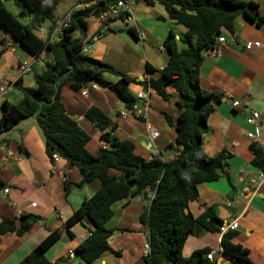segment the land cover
I'll return each mask as SVG.
<instances>
[{
    "label": "crops",
    "instance_id": "1",
    "mask_svg": "<svg viewBox=\"0 0 264 264\" xmlns=\"http://www.w3.org/2000/svg\"><path fill=\"white\" fill-rule=\"evenodd\" d=\"M239 1L255 3L264 18V0ZM134 6L137 7L133 8L134 23L131 25L117 20L105 26L103 22L106 19L102 22H97L95 17L86 19L87 38L83 49L87 52L83 53L130 78L145 82L150 78L156 79L157 71L168 62L169 54L163 47L165 39L172 34L178 40L185 30L168 20L159 4L147 7L135 2ZM85 7L75 3L73 10ZM62 18L56 17V24ZM128 29H133L138 38L129 34ZM220 36L225 42L216 44L199 68L200 87L206 92L221 95L220 102L209 114L207 132L202 136L201 143L207 158L221 152L228 155L226 171L232 186L225 178L198 185L197 199L188 203L187 212L197 218L211 208L221 224L237 219V230L229 232L232 235L226 239L224 248L231 257L241 258L245 263H239L220 251L221 238L216 231L204 230L198 235L188 236L182 256L188 257L193 252L207 249L215 252L214 264H264V182H259V176L264 171L252 165L253 153L250 151V145L256 144L264 159V50L244 49L247 43L264 45V25L258 27L240 15L233 21V32L223 29ZM0 51V80L13 83L21 78L26 87H34L32 71L20 76V65L27 63L39 74L44 70L43 61L49 59L45 54L25 57L17 43L1 28ZM147 65L155 71L147 73ZM103 77L109 82L118 79L110 74ZM145 87H128L137 100L132 111H126L111 92L98 86L94 89L90 85L86 96H81L80 92L73 93L68 87L63 88L65 109L90 135L86 150L91 155L95 156L98 149L108 147L101 139V131L84 119L85 111L94 106L105 113L115 126L114 131L108 130L112 135L133 144L135 155L147 161L159 158L170 162L176 158L180 148L175 145L174 128L167 124L164 114L175 122L178 110L173 102L162 101L151 92L147 105L137 99V94L142 93ZM21 99L22 94L11 87L3 101L17 104ZM234 101H238L239 106L234 108ZM250 111L260 115L259 143L246 137L247 133L255 132V128L245 122ZM152 131L157 132L154 138ZM110 174L117 175V172L111 170ZM64 176L74 184L81 181V175L71 170L66 161L59 158L54 162L47 156L43 134L35 117L22 120L0 135V222L3 219L18 220L22 214L40 218L22 237L14 233L0 235V264H18L55 229L61 230V237L45 252V258L50 262L65 259L60 264H83L73 251L90 235L88 230L93 228L92 224L83 218L69 229L71 238L64 229V222L82 201L94 194L100 183L94 180L82 187H74L65 197ZM3 189L9 192L3 193ZM150 197L147 192L146 197L140 195L112 205L113 216L105 226L116 230L107 240L109 249L106 251L114 257L104 252L92 264H145L143 257L146 255L144 249L148 231L138 219L148 207ZM32 203H35L34 208ZM124 229L131 231H119Z\"/></svg>",
    "mask_w": 264,
    "mask_h": 264
},
{
    "label": "trees",
    "instance_id": "2",
    "mask_svg": "<svg viewBox=\"0 0 264 264\" xmlns=\"http://www.w3.org/2000/svg\"><path fill=\"white\" fill-rule=\"evenodd\" d=\"M61 0H0V28L30 55L49 57L43 61L44 70L37 73L30 67L34 87H26L21 78L12 83V87L22 94L17 104L2 101L0 104V135L11 130L22 120L35 117L43 134L45 152L51 159L57 154L69 164L71 170L81 175L77 184L65 176L63 187L65 197L74 187H82L94 180L100 183L94 194L82 201L80 206L64 222L69 237V229L83 218L92 224L90 235L74 249V253L83 264H92L109 249L108 238L116 231L107 229L105 224L113 216L112 205L136 196L146 197L149 192L148 207L139 217V223L148 231V253L143 257L145 264H214L206 259L207 249L182 256V249L188 236L198 235L202 231H218L221 225L211 208L199 217L193 218L187 212V205L197 199V186L225 178L230 182L226 171L228 155L221 152L213 158H207L202 150V136L207 132V119L221 95L204 91L199 85V68L204 54L212 52L221 30L233 32V21L242 15L258 27L264 25L258 6L252 2L239 0H135L136 3L151 7L159 4L163 7L167 19L184 28L185 32L178 40L170 34L163 42L168 51L166 65L158 70L156 79L139 82L112 66L95 60L82 51L87 38L86 19L98 18L108 13L117 0H72L76 4L86 5L80 10L69 13V25L63 28L62 35L56 40L41 38L32 33L27 24L22 23L5 7L12 2L18 9V16L30 18L36 16L39 23H47L49 31L56 26L55 10ZM126 13L119 12L113 19L108 17L105 26L117 20L125 21ZM79 30V37L72 38V32ZM127 32L138 38L133 29ZM177 41L182 45L178 49ZM2 51H0V58ZM155 70L149 65L146 72ZM104 74L117 77L116 82L104 79ZM90 85L111 92L124 106L132 111L136 98L130 93V85H143L151 93L165 102H173L178 110L175 122L164 114L167 124L174 128L175 145L182 148L180 154L170 162L159 158L145 160L134 154V146L128 141H120L110 131L115 130L109 117L100 109L90 106L84 113V119L92 127L101 131V139L108 147L97 150L95 156L86 150L90 135L83 130L62 103V90L68 87L73 93H79ZM110 130V131H108ZM253 153L252 165L264 171V159L256 144L250 145ZM117 172L111 175L110 171ZM230 186H232L230 182ZM40 218L22 214L18 220L3 219L0 222V235L14 233L24 236ZM217 227V228H216ZM121 232L130 229L119 230ZM61 230L55 229L18 264H60L65 259L50 262L45 252L61 237ZM227 233L221 238L220 250H225ZM239 263L243 259L231 257Z\"/></svg>",
    "mask_w": 264,
    "mask_h": 264
},
{
    "label": "built area",
    "instance_id": "3",
    "mask_svg": "<svg viewBox=\"0 0 264 264\" xmlns=\"http://www.w3.org/2000/svg\"><path fill=\"white\" fill-rule=\"evenodd\" d=\"M135 4L134 0H117L116 4L112 7L109 8L108 13H103L101 14L98 18H96L97 22H102L104 19L108 17V15H118L119 12H124L126 13L125 21L124 23L126 25H131L134 23V18H133V5ZM70 19H69V14L65 15L58 24L54 27L53 30L49 31L48 29H45L42 25H37L34 26V30L36 31L38 36H41L43 38H47L49 40L53 39H58L62 35V30L64 27L69 25ZM225 42L224 37L219 36L216 40V44H223ZM252 48H257V49H263L264 50V45L259 43V42H254V43H247L244 45V49L246 51H250ZM83 52H87L85 49H82ZM211 52H207L204 54V58L207 57ZM30 65L27 63H23L20 65V76L27 75L30 72ZM12 87V83H10L8 80H0V104L2 103L6 93L8 90ZM90 87V86H89ZM85 88L80 92L81 96H86L88 88ZM92 88H96V85H92ZM150 88L147 86L143 90L142 93L137 94V99L143 100L146 105L150 93ZM232 106L235 108L239 106L238 101H234L232 103ZM121 115H124V112L121 113ZM259 120H260V115L256 111H250L249 114L246 116L245 122L248 126L255 128V132H249L247 133L246 137L247 139L259 143L260 142V132H261V126L259 125ZM152 138L157 136L156 131L151 132ZM51 160L54 162H57L59 160V156L57 154H52ZM259 182L262 183L264 182V173H261L259 176ZM9 192L8 189H3V193L7 194ZM31 207H35V203L31 204ZM238 227V221L237 219H233L229 223H224L221 224L218 227L217 235L219 238H222L224 235H226L229 232H233L237 230ZM221 241V240H220ZM145 254L148 253V245L146 244L145 246ZM221 251V250H220ZM214 251H210L209 253L206 254V259L210 262H213L214 260Z\"/></svg>",
    "mask_w": 264,
    "mask_h": 264
},
{
    "label": "rangeland",
    "instance_id": "4",
    "mask_svg": "<svg viewBox=\"0 0 264 264\" xmlns=\"http://www.w3.org/2000/svg\"><path fill=\"white\" fill-rule=\"evenodd\" d=\"M135 5V4H134ZM132 6L133 8H135V7H137V6ZM5 7L7 8V10L9 11V12H11L13 15H16L17 16V18L22 22V23H24V24H27L28 26H29V28H30V30L32 31V33L34 34V35H36V36H38L37 35V33H36V31L34 30V26H37L38 25V23H39V21H38V19H37V17L36 16H31L30 18H23V17H19L18 16V9L13 5V3L12 2H6L5 3ZM75 8V2L74 1H72V0H62V1H60V3L57 5V7H56V10H55V17H57V18H62L61 16H63L64 14H66V13H68L69 11H71V10H73ZM109 16H112V15H110L109 14ZM44 25V27H47L48 25H47V23H43ZM72 38L73 39H76V38H78L79 37V30H74L73 32H72ZM39 37V36H38ZM18 45V44H17ZM84 46H86V44L84 43L83 44ZM19 46V45H18ZM181 44L177 41V47H178V49L179 48H181ZM19 49H20V51H22V53H24V56L25 57H27L28 55H30L24 48H22L21 46H19ZM106 253H108L107 255H112L113 256V254H111L110 252H106ZM110 253V254H109ZM114 257V256H113Z\"/></svg>",
    "mask_w": 264,
    "mask_h": 264
},
{
    "label": "water",
    "instance_id": "5",
    "mask_svg": "<svg viewBox=\"0 0 264 264\" xmlns=\"http://www.w3.org/2000/svg\"><path fill=\"white\" fill-rule=\"evenodd\" d=\"M180 150H182V148H180ZM181 151L178 152V154H180ZM149 242V239H148V236H147V239H146V244H148Z\"/></svg>",
    "mask_w": 264,
    "mask_h": 264
}]
</instances>
